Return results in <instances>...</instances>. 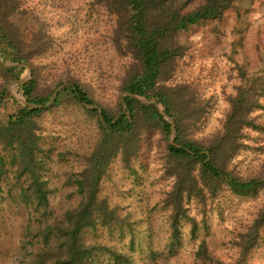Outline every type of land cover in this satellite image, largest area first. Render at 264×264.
<instances>
[{
    "label": "rangeland",
    "instance_id": "374dc122",
    "mask_svg": "<svg viewBox=\"0 0 264 264\" xmlns=\"http://www.w3.org/2000/svg\"><path fill=\"white\" fill-rule=\"evenodd\" d=\"M202 1L194 0L191 6ZM14 4L7 15L10 29L23 43L36 41L47 49L30 59L19 78L0 66V89L8 90L0 102V120L6 123L22 107L20 83L34 74V93L48 101L35 120L47 204L28 199L27 192L22 195L28 180L7 159L0 174V264H53L67 254L72 224L66 213L81 200L74 181L101 137L96 113L100 108L110 116L119 113L131 57L118 46L116 18L105 0H14ZM227 4L220 17L175 35L182 54L165 84L186 86L191 117L183 119V137L212 146L211 159L220 169L241 179L263 178L264 93L259 97L262 107L251 113L258 127L242 128L236 141L227 140L233 128L227 114L242 73L261 77L264 85V0ZM4 60L0 57L4 66L13 65ZM72 82L96 103L95 113L74 98ZM193 109L199 114L191 113ZM136 134L135 154L128 162L121 154L112 157L98 182V198L107 202L114 218L105 225L97 220L78 234L80 245L90 250L84 264L234 262L239 254L237 234L264 205V188L241 195L221 182L215 189L210 186L213 191L204 188V197L184 195L173 227L168 200L176 180L175 160L168 149L173 132L166 134L141 120ZM193 166L199 175L198 165ZM258 236L246 264H264V226Z\"/></svg>",
    "mask_w": 264,
    "mask_h": 264
},
{
    "label": "trees",
    "instance_id": "16d2710c",
    "mask_svg": "<svg viewBox=\"0 0 264 264\" xmlns=\"http://www.w3.org/2000/svg\"><path fill=\"white\" fill-rule=\"evenodd\" d=\"M193 1L105 0V7L116 18L118 46L123 45L131 57L123 88L125 94L117 116H110L101 108L96 113L101 137L88 156L87 167L74 181L81 200L76 208L66 213L72 224L68 233L67 254L53 264H84L90 250L80 245L78 234L84 228L94 226L97 220L105 225L114 218V211L107 202L98 198V182L112 157L121 154L123 161L128 162L135 154L138 121L153 123L166 134L173 132L172 142L168 144L176 167V180L168 195L173 211V227L181 215L184 195L204 197V188L212 186L215 189V185L221 182L228 185L234 193L241 195L264 188V177L238 178L213 163L212 146H201L183 137V119L191 117L189 97L183 92L186 86L165 84L174 71L176 59L182 54L183 48L175 35L201 21L220 17L228 7L227 0H204L192 7ZM15 8L14 0H0V57L13 64L4 66L1 61L0 66L19 78L20 70L28 66L30 59L44 52L47 47L36 44V41L25 44L19 35L13 33L7 24V15ZM240 76L242 83L237 86L236 94L229 100L227 120L233 128L227 136L228 141H236L244 127L257 128L251 113L262 107L259 102V97L264 93L262 78L247 73ZM35 81V75L31 74L26 81L20 83L25 100L22 107L10 114L6 123L0 120V174L5 161L9 159V163L16 165L20 175H25L28 180L26 187L21 188L22 195L27 192L28 199L33 198L38 205L46 207V191L40 174L44 167L43 150L35 120L46 108L48 101L34 93ZM70 91L75 99L91 106V111L96 112V103L78 83L72 82ZM7 94L6 87H2L0 102ZM191 113L199 114L194 109ZM233 145L234 150L238 144ZM2 150L7 155L1 154ZM194 164L198 165L199 175L194 173ZM263 226L264 205L246 230L237 234L235 245L239 249L238 257L234 262L226 264H246V257L256 246L259 230Z\"/></svg>",
    "mask_w": 264,
    "mask_h": 264
},
{
    "label": "water",
    "instance_id": "95a60500",
    "mask_svg": "<svg viewBox=\"0 0 264 264\" xmlns=\"http://www.w3.org/2000/svg\"><path fill=\"white\" fill-rule=\"evenodd\" d=\"M143 100V99H142ZM172 131H174L173 129H172Z\"/></svg>",
    "mask_w": 264,
    "mask_h": 264
}]
</instances>
